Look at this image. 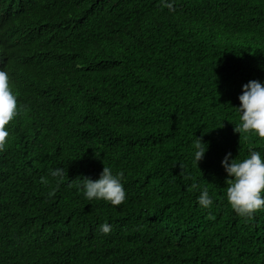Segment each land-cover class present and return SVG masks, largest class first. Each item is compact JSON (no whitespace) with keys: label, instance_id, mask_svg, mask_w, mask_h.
I'll return each instance as SVG.
<instances>
[{"label":"trees","instance_id":"trees-1","mask_svg":"<svg viewBox=\"0 0 264 264\" xmlns=\"http://www.w3.org/2000/svg\"><path fill=\"white\" fill-rule=\"evenodd\" d=\"M0 70L19 111L0 264H264V210L230 207L221 165L264 156L235 130L242 86L264 82V0H0ZM104 165L123 174L120 205L83 194Z\"/></svg>","mask_w":264,"mask_h":264},{"label":"clouds","instance_id":"clouds-1","mask_svg":"<svg viewBox=\"0 0 264 264\" xmlns=\"http://www.w3.org/2000/svg\"><path fill=\"white\" fill-rule=\"evenodd\" d=\"M169 8L171 4L167 5ZM240 105L237 108L239 114V128L245 132H254L264 138V82L250 80L242 86V94L238 96ZM19 114L17 97L13 93L6 71L0 70V151L7 144L9 131L7 125ZM208 150V144L196 139L193 144L194 159L198 164ZM221 165L228 174V187L226 197L230 207L241 216L251 217L254 213L264 210V156L259 151H251L243 160L232 158L227 153L221 161ZM63 169L51 170V176L62 178ZM122 173L114 174L110 167L104 165L98 179L84 177L82 184L83 194L86 199L104 200L112 205H120L126 199V191L122 183ZM195 187V185L193 186ZM198 204L203 208H209L213 199L209 192L200 191L197 198ZM100 231L107 234L111 230L108 223L99 226Z\"/></svg>","mask_w":264,"mask_h":264},{"label":"bare ground","instance_id":"bare-ground-1","mask_svg":"<svg viewBox=\"0 0 264 264\" xmlns=\"http://www.w3.org/2000/svg\"><path fill=\"white\" fill-rule=\"evenodd\" d=\"M2 50V49H1ZM4 52V51H3Z\"/></svg>","mask_w":264,"mask_h":264}]
</instances>
